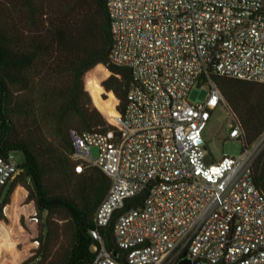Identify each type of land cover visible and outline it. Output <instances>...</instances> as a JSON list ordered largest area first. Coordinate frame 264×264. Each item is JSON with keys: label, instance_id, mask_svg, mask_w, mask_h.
Returning a JSON list of instances; mask_svg holds the SVG:
<instances>
[{"label": "built area", "instance_id": "2783aa9c", "mask_svg": "<svg viewBox=\"0 0 264 264\" xmlns=\"http://www.w3.org/2000/svg\"><path fill=\"white\" fill-rule=\"evenodd\" d=\"M110 60L133 80L118 131L69 130L75 170L98 167L111 179L91 234L93 264H264V193L253 165L263 143L207 164L205 130L223 103L229 138L243 128L214 76L264 84V0H107ZM209 86L205 103L189 100ZM98 155H93V149ZM19 163L0 154V200ZM117 218L122 262L100 228Z\"/></svg>", "mask_w": 264, "mask_h": 264}, {"label": "trees", "instance_id": "16d2710c", "mask_svg": "<svg viewBox=\"0 0 264 264\" xmlns=\"http://www.w3.org/2000/svg\"><path fill=\"white\" fill-rule=\"evenodd\" d=\"M113 41L107 0H0V154L24 155L1 204L0 222L9 224L13 197L16 202L23 185L35 208L21 226L26 218L38 229V247L21 264H93L97 241L91 231L111 179L98 167L75 170L79 161L69 130L121 126L133 75L110 60ZM214 80L239 118L244 149L252 146L264 134V84L220 75ZM253 175L264 193V149ZM145 197L127 199L100 228L108 250L122 262L116 220Z\"/></svg>", "mask_w": 264, "mask_h": 264}, {"label": "rangeland", "instance_id": "374dc122", "mask_svg": "<svg viewBox=\"0 0 264 264\" xmlns=\"http://www.w3.org/2000/svg\"><path fill=\"white\" fill-rule=\"evenodd\" d=\"M210 93L209 86H196L190 91L189 100L196 104L205 103ZM227 112L225 105L220 103L213 111L212 118L205 130L208 149V154L205 156L207 164L216 162L225 154L236 156L244 150L241 140L228 136L229 118ZM261 141L263 143L262 151L264 149V134L253 145H257ZM93 155L95 157L98 155L97 148L93 149ZM11 158L16 163H21L24 160V155L21 152H14ZM10 184L6 187L0 207L9 192ZM16 195L17 200L14 206L9 209L11 219L9 224L0 222V264H21L38 247V244L35 243L38 235L37 225L35 227L28 226L26 218H24L25 227H22L20 222L25 211L33 210L35 204L28 201L29 190L23 185L17 187ZM58 221L63 222L62 220Z\"/></svg>", "mask_w": 264, "mask_h": 264}, {"label": "water", "instance_id": "95a60500", "mask_svg": "<svg viewBox=\"0 0 264 264\" xmlns=\"http://www.w3.org/2000/svg\"><path fill=\"white\" fill-rule=\"evenodd\" d=\"M178 264H202V262L201 261H193V260H190L189 258H183L178 262Z\"/></svg>", "mask_w": 264, "mask_h": 264}, {"label": "crops", "instance_id": "0c3cea01", "mask_svg": "<svg viewBox=\"0 0 264 264\" xmlns=\"http://www.w3.org/2000/svg\"><path fill=\"white\" fill-rule=\"evenodd\" d=\"M15 203V196L13 197V204ZM31 205V204H30ZM29 211V212H28ZM32 210H27L25 211L26 213H24L25 216H28L31 213ZM23 215V216H24ZM31 227H35V224H30Z\"/></svg>", "mask_w": 264, "mask_h": 264}]
</instances>
